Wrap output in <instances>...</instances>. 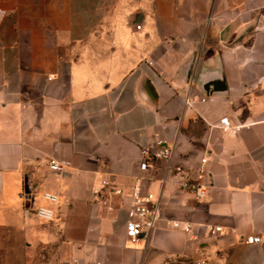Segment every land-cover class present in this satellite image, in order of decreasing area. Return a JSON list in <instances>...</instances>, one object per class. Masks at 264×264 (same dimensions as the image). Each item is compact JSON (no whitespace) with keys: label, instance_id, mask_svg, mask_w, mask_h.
<instances>
[{"label":"crops","instance_id":"obj_1","mask_svg":"<svg viewBox=\"0 0 264 264\" xmlns=\"http://www.w3.org/2000/svg\"><path fill=\"white\" fill-rule=\"evenodd\" d=\"M156 137L172 157L142 169ZM202 156L195 197L169 166L198 177ZM135 182L163 205L128 238ZM44 190L51 221L27 213ZM7 209L27 227L21 264H264L245 241L264 238V0H0L1 225Z\"/></svg>","mask_w":264,"mask_h":264},{"label":"built area","instance_id":"obj_2","mask_svg":"<svg viewBox=\"0 0 264 264\" xmlns=\"http://www.w3.org/2000/svg\"><path fill=\"white\" fill-rule=\"evenodd\" d=\"M135 27L139 29L141 23L137 22ZM204 99V96L202 97ZM194 99L192 97H185V103H191ZM222 129L230 130L236 132L242 123H232L230 119L224 115L219 120ZM153 147L143 146L141 148V157L139 159V166L145 169L148 166V160L150 158H161L169 161L173 154V145L168 143V141L162 137H156L152 140ZM207 158L205 156L200 157L199 163L197 165L198 177H193L190 170L184 169L181 165L169 166V168L175 171H184L185 175L180 180V184L186 190L192 192L195 197H202L206 193L207 186L209 185V180L207 177V169L205 163ZM49 167L53 170H61L62 164L60 161L54 157L49 159ZM102 184H109V180L102 179ZM95 193H103L99 188L94 189ZM33 197V195H32ZM42 197L48 201L45 203L37 204L31 211H27L29 215L34 214L37 218L44 221H51L56 216V206L55 204L59 201V194L56 191L44 190L42 192ZM106 202L105 198L102 199ZM162 201L160 198L150 190H143L139 182H135L132 187L131 200L126 208V218L124 222L125 235L128 238H135L138 235L144 233H149L153 227L156 225L157 220L160 218ZM170 224L174 227L181 226L184 231L191 230L190 222H182L179 219L171 218L169 219ZM221 225H211L206 224L205 230L208 232H214L219 230ZM246 242L253 241H264V238L257 234H250L245 238ZM195 264H205L206 258L197 257L194 259Z\"/></svg>","mask_w":264,"mask_h":264},{"label":"rangeland","instance_id":"obj_3","mask_svg":"<svg viewBox=\"0 0 264 264\" xmlns=\"http://www.w3.org/2000/svg\"><path fill=\"white\" fill-rule=\"evenodd\" d=\"M3 213L7 222L4 225L0 223V264H21L26 248L23 236L28 234L27 227L10 210Z\"/></svg>","mask_w":264,"mask_h":264},{"label":"water","instance_id":"obj_4","mask_svg":"<svg viewBox=\"0 0 264 264\" xmlns=\"http://www.w3.org/2000/svg\"><path fill=\"white\" fill-rule=\"evenodd\" d=\"M24 190H25L26 194L31 192V186H30L28 179L26 177L24 180Z\"/></svg>","mask_w":264,"mask_h":264}]
</instances>
